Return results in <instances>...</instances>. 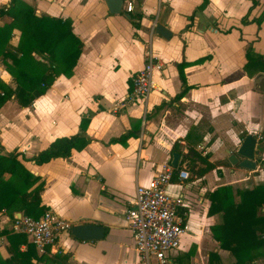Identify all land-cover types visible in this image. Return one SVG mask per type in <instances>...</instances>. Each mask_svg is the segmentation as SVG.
Listing matches in <instances>:
<instances>
[{"label": "crops", "instance_id": "obj_1", "mask_svg": "<svg viewBox=\"0 0 264 264\" xmlns=\"http://www.w3.org/2000/svg\"><path fill=\"white\" fill-rule=\"evenodd\" d=\"M20 1L37 15L68 20L81 46L71 75H56L28 105L20 106L13 95L0 105V153L23 155L25 159L18 156L22 164L43 180L40 202L48 209L71 223L104 226L98 239H75L62 232L46 252L67 254L65 264H138L124 213L136 184L145 183L169 162L176 141L182 151L191 145L215 162L201 175L179 166L189 171L188 178L177 183L173 177L166 185L170 194L183 193L189 212V228L167 257L174 264L191 248L188 264H207L209 251L229 264L232 255L218 246L209 230L219 213L207 212L206 192L223 184L234 189L264 182V72L250 75L243 69L247 42L264 56V17L258 25L251 20L264 0H113L118 12H109L104 0ZM128 2L132 6L126 11ZM8 4L9 0H0V7ZM245 13L248 22L242 23ZM132 19H137V26ZM9 20L0 16V22ZM153 22L164 25L170 36L154 34ZM12 24L8 43L15 46L20 32L29 36L32 28L16 20ZM29 45L27 40L25 51ZM148 46L163 61L162 70L153 75L162 90L151 91L144 102L127 101L129 77L142 66ZM31 53L46 61L42 54ZM202 56L206 57L183 66L187 88L174 97L181 88L175 63ZM10 67L8 60L0 59V80L13 87ZM81 116L88 117L83 130L78 127ZM132 127L136 135L124 144L107 142ZM75 131L90 140L68 157L40 164L28 159L54 137ZM247 133L256 137L255 168L221 162L226 149H235ZM10 218L0 211V230L9 229ZM7 244L0 231L1 258L8 255ZM24 246L18 244L20 249Z\"/></svg>", "mask_w": 264, "mask_h": 264}, {"label": "trees", "instance_id": "obj_2", "mask_svg": "<svg viewBox=\"0 0 264 264\" xmlns=\"http://www.w3.org/2000/svg\"><path fill=\"white\" fill-rule=\"evenodd\" d=\"M205 0H202V3ZM252 3L256 2L251 0ZM202 3L198 5L202 7ZM245 13L241 16L242 23L248 22ZM7 15L9 21L0 22V59L10 62V73L14 86L10 87L0 80V105L11 95L20 106L30 102L52 83L55 76L63 74L69 76L80 52L81 41L71 31L70 22L56 16L34 13L33 8L20 0H9V4L0 7V16ZM138 18V16H136ZM264 17V6L260 13L251 18L258 25ZM18 21L32 28L27 36L23 31L19 34L18 43L11 46L8 39L11 35L12 22ZM134 26L136 20L131 21ZM189 23L184 25V29ZM30 45L25 51L26 41ZM42 54L46 61L36 59L31 52ZM245 62L243 69L247 74L256 71L264 72V56L253 50L251 43L247 42L244 48ZM206 56L198 57L193 61L181 60L175 63L177 74L181 82L180 90L174 95L179 98L186 90L187 84L183 73V66L189 62H199ZM88 123L87 116H81L78 123L80 130L85 129ZM136 131L127 129L117 136L107 139V142L124 144L126 138L135 136ZM90 137L79 132L56 136L46 146L33 153L28 159L40 164L54 157H68L72 149L83 148ZM187 140V139H186ZM171 150L179 153L180 158L176 167L186 166L197 175L203 174L214 166L215 161H209L207 154H201L191 145L182 151L176 141L172 143ZM25 159L17 151L0 153V211L9 216L13 211L20 210L23 214L33 217L48 209L40 201V190L43 180L39 175L30 172L21 162ZM221 162L228 164L226 159ZM175 176H172V178ZM209 200L207 212H218L219 220L209 225V230L220 248L226 249L233 260L229 264H248V262L264 255V182L256 183L250 187L232 188L229 184L218 185L206 192ZM6 234L8 255L0 257V264H33L35 261L54 262L65 264V253H38L26 235L1 229ZM24 242L23 249L18 247ZM191 248L184 252L174 264H188L187 260ZM218 254L209 251L207 264H215ZM171 264H173L171 262Z\"/></svg>", "mask_w": 264, "mask_h": 264}, {"label": "built area", "instance_id": "obj_3", "mask_svg": "<svg viewBox=\"0 0 264 264\" xmlns=\"http://www.w3.org/2000/svg\"><path fill=\"white\" fill-rule=\"evenodd\" d=\"M131 6L128 2L126 11ZM162 66V59L148 46L143 52L142 66L129 77L126 100L144 102L151 91H161L153 75L161 71ZM189 175L186 168L176 167L167 161L145 183L136 184L124 217L132 234L138 264H171L167 253L178 248L180 235L188 230L189 212L183 193L170 194L166 191V185L172 176L180 183ZM70 225V221L51 209H44L36 217L20 212L18 217L11 215L9 220V230L25 234L39 253L49 251L58 236L68 232ZM248 264L258 262L253 260Z\"/></svg>", "mask_w": 264, "mask_h": 264}, {"label": "water", "instance_id": "obj_4", "mask_svg": "<svg viewBox=\"0 0 264 264\" xmlns=\"http://www.w3.org/2000/svg\"><path fill=\"white\" fill-rule=\"evenodd\" d=\"M104 2L109 12L119 11L113 0H104ZM125 16L130 17L128 13H125ZM153 33L158 34L164 38H168L171 34L170 31L159 22H154ZM255 144L256 137L250 133L245 134L235 149H226V160L231 165H236L246 169H254L255 157L257 156ZM178 155L179 153L177 151H171L169 160L171 165H176ZM19 214L20 211H13L12 216L18 217ZM103 231L104 226L99 223L90 221H77L71 223L68 230V234L74 237L75 239H98L102 237Z\"/></svg>", "mask_w": 264, "mask_h": 264}, {"label": "rangeland", "instance_id": "obj_5", "mask_svg": "<svg viewBox=\"0 0 264 264\" xmlns=\"http://www.w3.org/2000/svg\"><path fill=\"white\" fill-rule=\"evenodd\" d=\"M258 85H260V82H259V84ZM205 259H206V257H205ZM259 264H264V256H261V257H259ZM225 259L223 258V259H221V258H219L218 257V259L215 261V264H225V261H224Z\"/></svg>", "mask_w": 264, "mask_h": 264}]
</instances>
